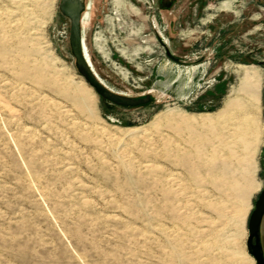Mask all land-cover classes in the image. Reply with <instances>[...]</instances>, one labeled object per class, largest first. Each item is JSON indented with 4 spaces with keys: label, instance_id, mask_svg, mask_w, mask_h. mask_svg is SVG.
I'll return each instance as SVG.
<instances>
[{
    "label": "rangeland",
    "instance_id": "374dc122",
    "mask_svg": "<svg viewBox=\"0 0 264 264\" xmlns=\"http://www.w3.org/2000/svg\"><path fill=\"white\" fill-rule=\"evenodd\" d=\"M61 1L0 0V264H256L264 0H81L93 68L137 106L80 73Z\"/></svg>",
    "mask_w": 264,
    "mask_h": 264
},
{
    "label": "water",
    "instance_id": "95a60500",
    "mask_svg": "<svg viewBox=\"0 0 264 264\" xmlns=\"http://www.w3.org/2000/svg\"><path fill=\"white\" fill-rule=\"evenodd\" d=\"M61 10L71 19L70 44L75 62L80 73L105 99L122 106H137L147 102L148 97L125 96L107 88L97 77L84 50L83 35L80 22L81 0H62ZM264 217V188L261 191L255 209L249 219V252L256 264H264V250L260 240V228Z\"/></svg>",
    "mask_w": 264,
    "mask_h": 264
},
{
    "label": "bare ground",
    "instance_id": "6f19581e",
    "mask_svg": "<svg viewBox=\"0 0 264 264\" xmlns=\"http://www.w3.org/2000/svg\"><path fill=\"white\" fill-rule=\"evenodd\" d=\"M231 2L232 0H225V1H222L221 2V7L224 8V9H230V5H231ZM85 20H83V41H84V50L87 54V59L89 60L90 64H91V67L93 68V65L90 61V56H89V53H88V49H87V46L85 45ZM243 78L245 79L244 81V84H243V87L246 88V89H249L248 91H251L253 92V87H254V83H255V77L257 76L256 75V72L252 71L250 69V67H247V66H243ZM95 74L97 75V77L99 78V80L101 81L100 77L98 76V74L96 73L95 69L93 68ZM257 79V78H256ZM103 83V81H101ZM106 87H108L105 83H103ZM109 88V87H108ZM255 88V87H254ZM110 89V88H109ZM118 93V92H117ZM249 93V92H248ZM121 94V93H119ZM254 95V92L252 93ZM122 95H125V94H122ZM125 96H129V95H125ZM81 97H85V95H81ZM203 117V116H202ZM186 118V117H185ZM205 117L202 118V120L204 119ZM181 119V118H180ZM182 120V119H181ZM183 121V120H182Z\"/></svg>",
    "mask_w": 264,
    "mask_h": 264
},
{
    "label": "flooded vegetation",
    "instance_id": "af4514ba",
    "mask_svg": "<svg viewBox=\"0 0 264 264\" xmlns=\"http://www.w3.org/2000/svg\"><path fill=\"white\" fill-rule=\"evenodd\" d=\"M82 28H83V19H82ZM84 33H83V30H82V35H83ZM86 39V38H85ZM84 39V40H85ZM86 42V41H85ZM83 43H84V41H83ZM86 44V43H85Z\"/></svg>",
    "mask_w": 264,
    "mask_h": 264
}]
</instances>
